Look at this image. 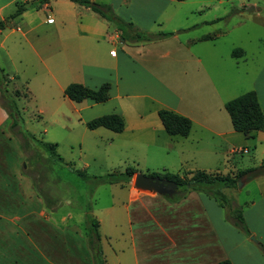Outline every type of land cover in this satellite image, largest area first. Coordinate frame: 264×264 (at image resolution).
<instances>
[{
  "label": "crops",
  "instance_id": "1",
  "mask_svg": "<svg viewBox=\"0 0 264 264\" xmlns=\"http://www.w3.org/2000/svg\"><path fill=\"white\" fill-rule=\"evenodd\" d=\"M34 1L0 0V13L12 5L13 14L17 5ZM89 1L109 7L123 23L152 35L154 40L126 44L120 38V31L90 8L70 0H48L24 11L11 24L8 22L5 27L12 25V28L5 35L1 30L0 48L8 35L19 34L16 43L20 48V41L26 44L62 95L71 83L90 89L108 83L106 102L96 104L86 99L78 103L85 107L77 113L88 111V118L81 121L84 125L89 119L103 115L118 114L123 118L121 133L104 128L90 130L99 140L119 141L121 146L138 145L162 157L174 154L176 173L190 161V156H184L187 144L195 147L196 155L200 140L193 134L197 132L222 140L231 147L229 153L239 149L241 155H249L254 149L264 163V129L249 135L237 133L224 109L226 102L254 91L264 116V35L248 40L244 30L247 7L254 8L251 20L264 25V0H106L101 4L98 0ZM232 7L241 10L235 9L232 14ZM190 16L194 21L182 28L181 23ZM165 25L173 27L170 33L164 32ZM191 29L198 35L181 37ZM232 33L235 37L222 58L228 63V71L219 89L212 72L216 61L215 41L222 37L230 39ZM169 44L173 47H166ZM13 48L16 50L15 45ZM233 51L240 53L234 57ZM6 55L12 63V58ZM147 58L153 59L146 61ZM167 58L178 64L175 79L165 74L162 60ZM3 72L8 79V92L16 102L19 99L16 82L21 77L15 72ZM242 84H248L249 88L239 92ZM25 97H29V92L25 91ZM161 109L188 118L191 122L188 136H168L158 118ZM10 124L0 105V182H5V170L12 164V159H8L10 149L14 150L17 164L11 166L15 173L11 172L8 177L25 181L21 176L25 174L18 166L24 153L20 146L17 153L16 145L20 143L9 133ZM145 133L149 138L141 137ZM199 156L207 161L214 158L203 152ZM163 172L176 174L168 168ZM134 177L127 184H119L121 190L111 193L110 205L98 210L103 218L96 217L103 264H217L221 261L264 264L260 250V246L264 249V195L242 210L248 237L224 217V208L205 192L181 189L169 197L137 189ZM38 194L34 188L0 189V264L32 262V257L25 258L22 254L21 234L24 229L38 233L39 219L45 224L50 221L36 199ZM10 197L35 198L39 206L24 208L20 202L18 206H8ZM8 214L18 216L9 218ZM30 216L34 218L29 219ZM66 217L70 215L61 217L60 222ZM105 223L110 226V232H102ZM251 236L254 242L250 241ZM105 246L109 247L110 259Z\"/></svg>",
  "mask_w": 264,
  "mask_h": 264
},
{
  "label": "rangeland",
  "instance_id": "2",
  "mask_svg": "<svg viewBox=\"0 0 264 264\" xmlns=\"http://www.w3.org/2000/svg\"><path fill=\"white\" fill-rule=\"evenodd\" d=\"M105 1L98 0V3L101 4ZM13 8L12 5L5 7L0 13V18L1 16L7 18ZM247 8L248 17L244 30L247 32L249 40L251 37L254 39L256 35H264V25L251 20L250 16L255 14L254 8ZM235 9L237 7H232L230 13L233 14ZM237 10L240 11L241 8ZM216 14L220 13L216 12ZM193 21V16H190L189 20L183 21L180 26L187 28ZM11 22L9 21V24ZM13 23L16 24L17 21ZM11 28L12 25L4 27L3 35L7 34ZM165 28L164 32L170 33L169 31L173 27L165 25ZM191 31L192 29L186 30V34H182L181 37L192 38L198 35V32ZM233 37L235 34L232 33L230 39L222 37L215 41L216 61L212 72L216 87L219 89H221L223 77L228 71V63H224L222 58L224 59L226 55L228 44L233 42ZM18 40L19 34L7 36L4 46L0 48V69L8 74L15 72L21 77L16 82V88L19 90V99L16 100V104L23 120L21 126L37 140L55 144L56 152L62 158L61 162L53 160L48 152L38 149L33 143L25 140L18 128L9 130L11 136L20 143V145H16V147L18 146L17 153H19L20 147L24 153V159L19 161L18 166L25 174H21L25 177V181L13 180L8 177L12 172L13 167L11 166L17 164L14 150L10 149L8 159H12V164H9L5 170L6 180L0 182V189L34 188L39 192L36 199L40 203L44 216L50 217V221L46 224L42 219L37 221L38 233L23 230L21 234L22 254L25 258L32 257L30 264H50L51 259L53 264H95L94 253L89 245L85 213L89 208V213L95 221L96 217L102 218L98 215V210L110 205L112 192L121 190L119 184L99 183L97 178L109 174L124 173L127 168L134 169L133 175L137 173L163 175L165 168L176 173L178 169L175 168L178 167L174 162V154L162 157L148 150L145 151L138 145L121 146L119 141L111 143L107 139L99 140L81 122L88 118V111L77 113V111L83 110L85 104L70 102L63 97L53 79L47 76L45 67L34 59L26 44L21 41L22 48H20V45L16 43ZM13 45L16 46V50ZM166 47L172 48L173 45L169 44ZM249 47L252 48V45ZM6 53L12 58V63L8 61ZM19 59L22 60L21 63L17 61ZM152 59L147 58L146 61ZM162 63L168 78L175 79L178 64L169 58L162 60ZM248 88V84H242L238 90L242 92ZM25 91L29 92V97H25ZM193 136L200 140L198 151L194 155L195 147L187 144L184 156L187 158L190 156V161L180 172L176 173L180 178L188 179L190 176L185 174L197 170L217 173L222 176L245 172L237 181L235 188L220 190V193L234 207H241L242 210L249 203L264 195V163L260 161L257 151L254 152V149H251V154L241 155L239 149L238 151L235 149L237 152L229 153L231 147L211 134L197 132ZM141 137L149 138V135L145 133ZM200 152L212 155L214 158L207 161L199 156ZM36 199L10 197L7 199V205L18 206L17 202H20L24 208H34L39 206V203H35ZM223 211L224 217H227V211L224 209ZM67 214L70 217H66L64 222H60L61 217ZM8 216L16 218L18 215L8 214ZM30 218H34V216H30ZM110 230L107 223L103 224L102 232L107 233ZM105 248L106 256L110 259L109 247L105 246ZM100 249L101 258H103L101 246Z\"/></svg>",
  "mask_w": 264,
  "mask_h": 264
},
{
  "label": "trees",
  "instance_id": "3",
  "mask_svg": "<svg viewBox=\"0 0 264 264\" xmlns=\"http://www.w3.org/2000/svg\"><path fill=\"white\" fill-rule=\"evenodd\" d=\"M48 0H36L31 4H19L13 14L8 16L5 20L0 21V31L5 25L21 15L30 6L44 3ZM76 4L86 6L92 11L98 13L105 18L113 26L120 31V38L125 43H145L154 40L153 36L143 33L134 29L130 24L123 23L119 18L114 16L107 6H100L91 3L89 0H70ZM182 2L185 0H176ZM170 34H161L160 36H168ZM240 51H233L232 56L235 57L236 53ZM8 79L3 70L0 69V105L6 111L9 119L11 120L10 130L15 128L19 129L20 134L25 140L33 143L38 149L48 152L51 158L55 161L61 162L62 158L56 152L55 144L43 143L37 140L32 134L28 133L22 128L23 120L20 116L19 109L13 97L9 94L7 89ZM110 85L108 83L102 84L97 89H90L86 86L77 83H71L66 86L63 91V97L69 101L80 103L86 99L93 101L96 104L104 103L109 99ZM17 96V92L14 93ZM224 109L227 112L232 128L235 132L242 135H249L253 132L262 131L264 129V116L261 107L258 103L257 95L254 91L246 92L224 104ZM158 118L168 136L171 137H186L191 129V122L188 118L173 113L170 110L161 109L158 111ZM89 130L97 128H104L113 133H121L124 129L123 118L118 114L103 115L94 118L85 123ZM134 174V169L127 168L124 173L109 174L99 177V183L106 184H127L131 181ZM245 174L239 172L235 175L222 176L217 173H206L205 171L187 172L188 179H183L178 174L164 172L163 175L151 173L149 176H158L170 180L177 185L183 186L187 190H200L205 192L209 197L218 201L219 205L227 211L226 219L231 222L240 232L246 236L250 233L246 227L245 221L242 216V208L234 207L232 203L220 193L221 189H232L236 187L237 181ZM88 208L84 219L88 228L89 245L94 253L95 264H103L101 258V249L99 245L98 223L95 221ZM260 250L264 255V249L260 246ZM217 264H230L229 261H221Z\"/></svg>",
  "mask_w": 264,
  "mask_h": 264
},
{
  "label": "water",
  "instance_id": "4",
  "mask_svg": "<svg viewBox=\"0 0 264 264\" xmlns=\"http://www.w3.org/2000/svg\"><path fill=\"white\" fill-rule=\"evenodd\" d=\"M134 184L137 189H146L169 197H172L181 189H185L183 186L177 185L170 180L158 176H145L142 174L135 175ZM250 241L254 242V237L251 236Z\"/></svg>",
  "mask_w": 264,
  "mask_h": 264
}]
</instances>
